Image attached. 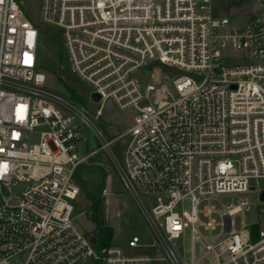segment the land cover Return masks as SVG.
<instances>
[{"label":"built area","instance_id":"obj_1","mask_svg":"<svg viewBox=\"0 0 264 264\" xmlns=\"http://www.w3.org/2000/svg\"><path fill=\"white\" fill-rule=\"evenodd\" d=\"M25 8L0 0V264H180V240L203 199L261 196L264 0H42L39 21L59 31L61 42L53 39L87 86L82 95L47 85L44 34ZM161 66L176 72L136 77ZM108 104L132 112L131 122H112ZM101 152L148 239L99 246L77 224L74 175L92 164L110 176ZM186 197L191 211L181 208ZM248 203L222 214L218 242L206 244L216 262L201 264H264V206L258 223L233 226ZM214 210L205 206V216ZM200 237L193 227V241Z\"/></svg>","mask_w":264,"mask_h":264},{"label":"rangeland","instance_id":"obj_2","mask_svg":"<svg viewBox=\"0 0 264 264\" xmlns=\"http://www.w3.org/2000/svg\"><path fill=\"white\" fill-rule=\"evenodd\" d=\"M220 1V0H219ZM25 12L28 16H33L38 24H41V4L42 0H24ZM226 2V0H221ZM40 20V21H39ZM241 20V19H240ZM46 33L42 40L40 49L39 68L45 72L47 85L59 90L69 91L74 89L75 93L85 94L87 86L73 74L66 64L64 51H59L52 34L57 33V39L61 42V35L58 30L49 25H45ZM237 57V56H235ZM175 73L176 70L161 66L158 69L143 68L136 73V77L143 83L151 81L154 74L156 80H160L168 73ZM132 112L117 110L112 104H108L105 110V116L114 123L127 120L131 122ZM113 151L118 158H121V149L119 144L113 146ZM99 158L111 167L110 176L103 168L92 164L80 165L74 175V180L81 187V193L75 201L76 222L85 231L93 235L96 229V223L88 213L91 204L98 198L104 199L105 204V223L113 228V242L126 246L129 238L138 234L148 239L147 229L140 216L134 197L127 193L121 186L115 174V165L109 156L101 152ZM264 189V179L258 180L257 188ZM109 192L105 193L104 190ZM242 199H248L247 206L236 212L233 216V226L239 230L248 227L251 224L261 221V208L264 206L260 193L258 191H246L238 193H222L214 197H207L199 204V219L195 224L188 223L181 238L182 249L180 251V264H192V255L194 251L195 263L201 264L204 258H209L216 262V258L207 249L206 244L214 245L222 233V214L240 204ZM205 206H214L215 210L208 216L204 214ZM181 208L191 211L192 204L189 197H186ZM215 220L216 227L205 228L208 221ZM263 227L264 225L261 224ZM193 227L201 235L200 238L193 241ZM158 264H174L172 261H160Z\"/></svg>","mask_w":264,"mask_h":264},{"label":"trees","instance_id":"obj_3","mask_svg":"<svg viewBox=\"0 0 264 264\" xmlns=\"http://www.w3.org/2000/svg\"><path fill=\"white\" fill-rule=\"evenodd\" d=\"M40 32L46 33L44 24H40ZM45 35V34H44ZM71 92L75 94L74 89L69 88ZM90 217L96 223V229L92 235L93 241L102 246L104 244H110L113 240L114 231L111 226L105 223V204L103 198H98L93 201L88 212Z\"/></svg>","mask_w":264,"mask_h":264},{"label":"water","instance_id":"obj_4","mask_svg":"<svg viewBox=\"0 0 264 264\" xmlns=\"http://www.w3.org/2000/svg\"><path fill=\"white\" fill-rule=\"evenodd\" d=\"M94 98H95L96 100H99V99H100V96H99L98 94L95 93V94H94ZM261 197H262V199L264 200V191L262 192ZM204 264H210L209 261H208V259H205V260H204Z\"/></svg>","mask_w":264,"mask_h":264}]
</instances>
